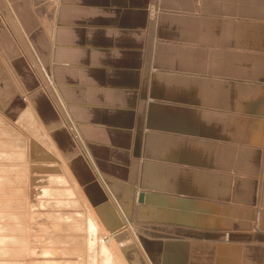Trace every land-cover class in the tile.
<instances>
[{
	"label": "crops",
	"instance_id": "obj_1",
	"mask_svg": "<svg viewBox=\"0 0 264 264\" xmlns=\"http://www.w3.org/2000/svg\"><path fill=\"white\" fill-rule=\"evenodd\" d=\"M4 64L143 264H264V0H0Z\"/></svg>",
	"mask_w": 264,
	"mask_h": 264
},
{
	"label": "rangeland",
	"instance_id": "obj_2",
	"mask_svg": "<svg viewBox=\"0 0 264 264\" xmlns=\"http://www.w3.org/2000/svg\"><path fill=\"white\" fill-rule=\"evenodd\" d=\"M1 70L0 77L1 73L3 76L2 79H0V84L2 85V88H0V94H2V96H0V114L5 118L9 117L11 120L10 122L18 125V129L13 127L14 124L9 126L4 123H0V140H2V144H4L2 147L0 146V152L3 151V153L8 154L0 157V168L3 167L0 169V178L3 180L0 182V220L2 221H0V236L12 238L11 240H7L2 243L0 242V244H2L0 245V254L2 253L0 255V262L22 261L23 264H44L47 260H58L59 264H62V262L66 261L65 259H67V261L76 260L78 259L77 256L79 253H74L73 251V249L76 248L74 243L76 237H74L73 242L72 237L79 236V232H77L79 230L76 228L71 229L70 226V224H72L76 219H66L70 220L67 222L69 223V226H67L64 218H60V216H64L61 213H65L67 211H78L76 213H79L84 211L85 208L79 205L70 206L62 203V205H66L63 207L59 204V202H57L61 200L63 196V194L58 192L55 194L36 192V188L38 187H51V189L58 187L54 184V182H48L46 180H37L36 182L35 179L33 180L35 176L40 177V175L45 176L50 174L51 171H49V164L44 161V158L39 156L40 154L35 150V148L33 149V145L29 148L26 157L27 159L25 158L22 160V158H20L17 154L21 149L20 144L22 139H33L35 138L36 133L41 136L44 132L41 127L37 128L36 125V127L33 126L31 128L25 125L22 126L21 122H18L16 117L29 101L28 99H30V97L26 98L24 96L25 94L22 93L21 90H17V84L20 86V83L16 81L14 65L9 64L6 66L4 64ZM6 90L11 93L10 97H6ZM1 115L0 119L3 118ZM30 176L33 178H30ZM7 178H9V180H7ZM56 205L58 208H56ZM94 206L96 207V205ZM117 212H120V210ZM121 217V223L117 226H108L109 231L113 234L112 240H116V237L125 233L126 235L128 234L132 241L135 242V246L133 249H130L132 247V243L129 241L126 243H122L121 241H115V243L113 241V244L117 250H119V248L120 250L123 248L126 259L130 257L129 253L133 252L134 254V252H136L141 259V264H143L145 253L142 250L141 245H139L140 242L138 241V238H135V236H137V232L141 231L142 233L146 227L134 225L129 226V223L125 222L123 215H121ZM51 238L55 240V242L53 241L54 243L48 241ZM15 239L18 240L16 241ZM20 239H22V241H20ZM53 247L60 249L56 251L55 256L53 253H44V249H52ZM31 250L34 252L32 253ZM136 260L138 261V258H133L134 262H137ZM11 262H9V264Z\"/></svg>",
	"mask_w": 264,
	"mask_h": 264
},
{
	"label": "bare ground",
	"instance_id": "obj_3",
	"mask_svg": "<svg viewBox=\"0 0 264 264\" xmlns=\"http://www.w3.org/2000/svg\"><path fill=\"white\" fill-rule=\"evenodd\" d=\"M1 116L3 118L0 119V123H4L5 125H9V126H12V124H14V123L10 122L11 120L9 119V117L6 116L7 118H5L3 115H1ZM16 118H17L18 122H21L22 126L25 125V126H29L32 128L33 126L36 125L37 128L41 127L43 129V132H44V133L42 132L43 135H41V136L39 134H38L39 135L38 136L36 133L35 138H33V139H29V138L22 139L21 144H20L21 149L17 154L20 158H22V160H24L27 157L29 148L33 145V149L35 148V150L40 154L39 156L41 158H44V161L49 164V171H51L50 174L45 175V176L40 175V177L35 176V178L30 176V178L32 177L33 180L35 179L36 182H37V180L38 181L46 180L48 182H54V184H56L58 187H54V189L53 188L51 189V187H48V188L38 187V188H36L37 189L36 192H38V193L44 192L46 194L47 193L55 194L56 192H58L60 194H63L61 200H59V201L56 200L57 202H59L60 205H62V203H63V204H67L70 206L71 205H77V206L79 205V206L85 208L84 211L79 212V213H76L78 211H75V212H68L67 211L65 213H61L64 216H60V218L61 217L64 218V220L66 222L65 224L67 226H69V223H67V222H69L70 220H66V219H70V218H73V220L76 219L72 224H70V226H71V229L76 228L77 230H79V231H77V232H79V236H73L72 237L73 238L72 242L74 241V237H76V240L74 242L76 245V248L73 245V247L75 248V249H73V251H74V253H76V252L79 253L77 256L78 259L70 260V261L69 260L67 261V259H65L66 261L62 262V264H133L132 262L130 263L129 260L125 258L123 248H121V250H120V248H119V250H117L113 244V241L114 242L115 241H121L122 243H126L127 241L130 242V240H129L130 237L128 236V234L126 235L125 233H123L119 237H116V240L115 239L112 240L113 234L109 231L108 226L114 227V226H117L119 223H121L120 215L117 212V210L114 209V206L112 207L111 205H109L108 204L109 201L108 202H102L96 207L91 203V201L88 198V195L85 193L84 189L81 187V185L78 183V181L74 177L67 160L64 158L65 155L63 156L61 149L56 145L55 141L52 139V136L50 135L49 131L47 130V126L43 122L38 120L36 113L33 110V107L29 106L27 109L23 110ZM13 127H16L18 129V125L14 124ZM2 142L3 141L0 140V146L1 147L4 145V144H2ZM30 150H32V149H30ZM3 155H8V154L3 153V151H1L0 157H3ZM19 161H21V160H19ZM25 161H28V160H25ZM1 168H3V167H1ZM7 180H9V178H7ZM2 181L3 180L0 178V182H2ZM29 181H31V180H29ZM9 184H11V183H9ZM42 194H40V195H42ZM37 195H39V194H37ZM45 197H46V195H45ZM57 197H59V196H57ZM62 206L64 207L66 205H62ZM56 208H58L57 205H56ZM65 229H66V227H65ZM11 239L12 238H6L4 236H0V242L1 243L4 241H7V240H11ZM15 240L17 241L18 239H15ZM20 241H22V239H20ZM48 241H50V242L54 241L55 242V240H53L52 238L49 239ZM0 245H2V244H0ZM58 250H60V249L54 248V247L52 249L47 248V249H44V253H49V254L53 253L55 256L56 251H58ZM124 250H126V249H124ZM31 252L33 253L34 251L31 250ZM69 253H71V252H69ZM61 254H62V252H61ZM133 258H135V257H133ZM9 262H11V261H3V262H0V264H9ZM10 264H23V262L22 261L21 262L20 261H16V262L13 261ZM44 264H59V262H58V260L57 261H55V260L54 261L53 260L48 261L47 260V262Z\"/></svg>",
	"mask_w": 264,
	"mask_h": 264
}]
</instances>
